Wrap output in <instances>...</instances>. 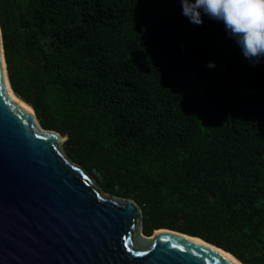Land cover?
<instances>
[{
	"label": "trees",
	"instance_id": "16d2710c",
	"mask_svg": "<svg viewBox=\"0 0 264 264\" xmlns=\"http://www.w3.org/2000/svg\"><path fill=\"white\" fill-rule=\"evenodd\" d=\"M201 16L180 0H0L9 81L105 194L141 208L145 236L264 264V59Z\"/></svg>",
	"mask_w": 264,
	"mask_h": 264
},
{
	"label": "water",
	"instance_id": "95a60500",
	"mask_svg": "<svg viewBox=\"0 0 264 264\" xmlns=\"http://www.w3.org/2000/svg\"><path fill=\"white\" fill-rule=\"evenodd\" d=\"M67 138L12 89L0 27V264H234L178 232L145 236L141 208L105 194Z\"/></svg>",
	"mask_w": 264,
	"mask_h": 264
},
{
	"label": "clouds",
	"instance_id": "9594fccd",
	"mask_svg": "<svg viewBox=\"0 0 264 264\" xmlns=\"http://www.w3.org/2000/svg\"><path fill=\"white\" fill-rule=\"evenodd\" d=\"M182 14L195 25L201 14L222 21L227 35L234 39L252 66L264 59V0H180ZM208 68L215 64L209 63Z\"/></svg>",
	"mask_w": 264,
	"mask_h": 264
},
{
	"label": "bare ground",
	"instance_id": "6f19581e",
	"mask_svg": "<svg viewBox=\"0 0 264 264\" xmlns=\"http://www.w3.org/2000/svg\"><path fill=\"white\" fill-rule=\"evenodd\" d=\"M17 97V96H16ZM19 100H20V102L22 103V104H24L27 108H28V110L30 111V113H32V108L26 103V102H24L23 100H21L19 97H17ZM200 243V242H199ZM202 244V243H201ZM212 250H214L215 252H217L218 254H220L221 256H223V257H225V258H227L228 260H230L232 263H234V264H241L240 262H238L237 260H235L233 257H231V256H229L228 254H226V252H221V251H217V250H215V249H213V248H211Z\"/></svg>",
	"mask_w": 264,
	"mask_h": 264
},
{
	"label": "rangeland",
	"instance_id": "374dc122",
	"mask_svg": "<svg viewBox=\"0 0 264 264\" xmlns=\"http://www.w3.org/2000/svg\"><path fill=\"white\" fill-rule=\"evenodd\" d=\"M63 144H64V142H63ZM63 144H61V145H62V146H61V147H62V150H63ZM63 152H64V150H63Z\"/></svg>",
	"mask_w": 264,
	"mask_h": 264
},
{
	"label": "snow or ice",
	"instance_id": "6c2138e0",
	"mask_svg": "<svg viewBox=\"0 0 264 264\" xmlns=\"http://www.w3.org/2000/svg\"><path fill=\"white\" fill-rule=\"evenodd\" d=\"M137 255H140V253H137Z\"/></svg>",
	"mask_w": 264,
	"mask_h": 264
}]
</instances>
